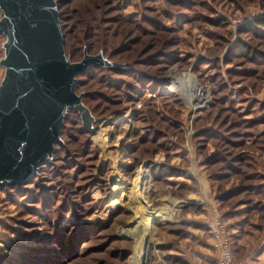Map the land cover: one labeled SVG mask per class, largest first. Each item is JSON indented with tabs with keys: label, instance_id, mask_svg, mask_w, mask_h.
<instances>
[{
	"label": "rangeland",
	"instance_id": "1",
	"mask_svg": "<svg viewBox=\"0 0 264 264\" xmlns=\"http://www.w3.org/2000/svg\"><path fill=\"white\" fill-rule=\"evenodd\" d=\"M54 2L66 58H97L77 77L88 122L69 113L36 173L0 189V264H131L140 244L144 264H170L162 243L185 213L225 222L263 199L250 188L264 181V29L239 31L264 0ZM177 76L204 103L167 91Z\"/></svg>",
	"mask_w": 264,
	"mask_h": 264
},
{
	"label": "water",
	"instance_id": "2",
	"mask_svg": "<svg viewBox=\"0 0 264 264\" xmlns=\"http://www.w3.org/2000/svg\"><path fill=\"white\" fill-rule=\"evenodd\" d=\"M0 12V189H7L20 188L51 156L65 111L88 122L74 77L98 62L66 58L54 0H0Z\"/></svg>",
	"mask_w": 264,
	"mask_h": 264
},
{
	"label": "crops",
	"instance_id": "3",
	"mask_svg": "<svg viewBox=\"0 0 264 264\" xmlns=\"http://www.w3.org/2000/svg\"><path fill=\"white\" fill-rule=\"evenodd\" d=\"M255 202L257 205L245 212L234 209L224 213L233 264H264V197ZM201 219L202 216L185 213L179 221L185 223V228L177 227L175 232L166 234L162 248L170 264H215L211 241Z\"/></svg>",
	"mask_w": 264,
	"mask_h": 264
},
{
	"label": "trees",
	"instance_id": "4",
	"mask_svg": "<svg viewBox=\"0 0 264 264\" xmlns=\"http://www.w3.org/2000/svg\"><path fill=\"white\" fill-rule=\"evenodd\" d=\"M220 23L221 22H218V20L217 21H214V26H216V27H218L219 25H220ZM60 27V26H59ZM260 29H264V19H256V20H254V21H252V22H250L249 24H247V25H245V28L243 29V31H239V33L240 34H250V35H252V36H254L255 38H258L259 36H260V34H259V30ZM60 31H61V35H62V42H63V46H64V35H63V33H62V30H61V27H60ZM238 43V42H237ZM241 43H239V45H237L236 47H237V52H238V54L240 55V56H242V57H244V56H248V55H250V54H253V52H251V50L249 49V48H247V47H245V46H243V45H240ZM96 55V54H95ZM97 55L98 56H100V57H104L103 56V53L102 52H97ZM65 56L68 58V56L65 54ZM104 59V58H103ZM69 62H70V60H69ZM70 63H72V62H70ZM97 68H99V66L97 65V66H89L86 70H89V69H97ZM86 70L83 72V73H80V74H77L75 77H74V79H75V83H74V92L76 93V86H77V84H78V80H77V77H81V76H83L85 73H86ZM69 113H72V114H77L76 113V111H74L72 108L71 109H69L68 111H65L64 112V114H63V119H62V123H61V127H60V131L63 129V125H64V122L66 121V117H67V115L69 114ZM81 126H82V128H83V130L85 131V130H87L86 128H85V126L84 125H82L81 124ZM60 131H59V133H60ZM59 142L58 141H56L55 143H54V145H56V144H58ZM25 184V183H24ZM238 190L239 189H236V190H229V191H226V192H222V193H220L219 194V196L218 197H216V201L217 202H219V203H222V201H225V200H227L228 198H230V197H232V196H234L237 192H238ZM250 190H252L253 191V194H255V193H257V194H262V196L264 197V191H263V187H262V185H252L251 186V188H250ZM237 194H239V193H237ZM166 226H170V225H166ZM204 229H205V227H204ZM171 230V232H175V230H173L172 228L170 229ZM227 230H228V228H227ZM205 231H206V229H205ZM229 242H230V238H229ZM230 252H231V247H230ZM24 262H26V261H24V260H21V263L23 264ZM32 262H34V261H32ZM32 262L30 263V264H32ZM20 263V264H21ZM25 264H27V263H25ZM29 264V263H28ZM34 264H47V262H45V263H42V261H37V262H34Z\"/></svg>",
	"mask_w": 264,
	"mask_h": 264
},
{
	"label": "bare ground",
	"instance_id": "5",
	"mask_svg": "<svg viewBox=\"0 0 264 264\" xmlns=\"http://www.w3.org/2000/svg\"><path fill=\"white\" fill-rule=\"evenodd\" d=\"M166 90L170 92H176L177 94L181 96V98L186 103L194 105V106H198L204 103L205 99L207 98L206 92L198 91V89L196 88V85L194 84L192 77H183V76L174 77L169 81V85L166 86ZM150 223L151 222L149 220L148 226ZM148 226L145 227L146 232H148ZM145 235L146 233L144 234V236ZM140 237H143V235ZM147 252H148L147 245L140 244V246L137 247L135 251L133 252V254L131 255L130 263L131 264H144L145 259H146L145 256Z\"/></svg>",
	"mask_w": 264,
	"mask_h": 264
},
{
	"label": "built area",
	"instance_id": "6",
	"mask_svg": "<svg viewBox=\"0 0 264 264\" xmlns=\"http://www.w3.org/2000/svg\"><path fill=\"white\" fill-rule=\"evenodd\" d=\"M204 225L211 241V248L215 254V264H233L229 234L225 223L219 217H210L204 220Z\"/></svg>",
	"mask_w": 264,
	"mask_h": 264
}]
</instances>
